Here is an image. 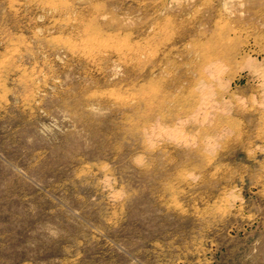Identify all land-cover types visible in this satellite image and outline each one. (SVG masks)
Masks as SVG:
<instances>
[{
    "label": "rangeland",
    "instance_id": "1",
    "mask_svg": "<svg viewBox=\"0 0 264 264\" xmlns=\"http://www.w3.org/2000/svg\"><path fill=\"white\" fill-rule=\"evenodd\" d=\"M0 264H264V0H0Z\"/></svg>",
    "mask_w": 264,
    "mask_h": 264
}]
</instances>
